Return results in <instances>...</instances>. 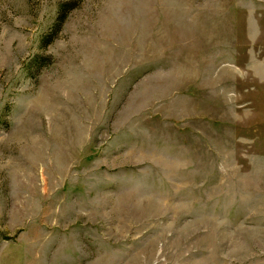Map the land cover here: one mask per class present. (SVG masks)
<instances>
[{"label": "rangeland", "instance_id": "obj_1", "mask_svg": "<svg viewBox=\"0 0 264 264\" xmlns=\"http://www.w3.org/2000/svg\"><path fill=\"white\" fill-rule=\"evenodd\" d=\"M0 264H264V0H0Z\"/></svg>", "mask_w": 264, "mask_h": 264}]
</instances>
